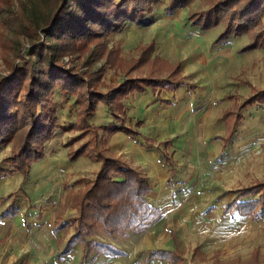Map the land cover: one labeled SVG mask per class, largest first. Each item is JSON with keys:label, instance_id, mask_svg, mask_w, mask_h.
<instances>
[{"label": "trees", "instance_id": "1", "mask_svg": "<svg viewBox=\"0 0 264 264\" xmlns=\"http://www.w3.org/2000/svg\"><path fill=\"white\" fill-rule=\"evenodd\" d=\"M191 1L35 0V7L41 4L43 8L39 19L36 9L32 5L27 7L25 0H0L2 35L3 31L18 27L29 42L23 49L25 53H18L10 70L0 76V150L11 146L0 163V179L15 171L27 177L33 163L46 156L47 143L58 128L79 131L65 142L70 160L84 155L100 164L92 178L77 179L84 182L85 187L75 201L79 212L77 217L71 218L75 232L70 237V244L81 240L85 250L122 254L123 251L111 242L87 240V237L101 233L119 241L132 232H145L161 216V210L149 204L147 199L152 190L150 180L112 153L103 141L102 133L109 135L122 130L136 138L143 122H133L128 117L126 98L134 91L143 93L148 88L157 94L163 89L175 90L181 81L172 75L160 78L153 73L146 76L132 73V69L146 61L157 64L158 57L151 56L152 42L145 45L138 57L126 61V70L117 81L104 78L108 65L112 68L120 66L114 61L117 55L106 50V46L100 47V56H106V59L97 69L83 71L76 65H66L63 57L72 54L67 51L73 48L81 50L83 43L87 48L102 38L105 42L110 35L130 24L145 27L155 23V10L159 4H164L165 12L172 14L176 9L187 7ZM18 5L22 9H17ZM29 8L31 16L28 21H23ZM188 18L202 31L222 25L214 45L225 43L232 36L248 34L249 40L240 52L264 48V0H213L207 7L191 11ZM55 93L62 94L76 106L75 119L66 125L58 123L62 104L56 100ZM231 97L236 96L232 94ZM100 104L109 108L117 123L101 126L91 121ZM253 105H264V88H255L248 97L236 102L234 109L224 112L221 118L227 125L228 134L219 138L224 148L235 137L239 123L245 118L242 111ZM77 142L80 143L74 147ZM163 144L167 146L170 141ZM164 157L171 162L170 155L165 153ZM257 186L263 190L261 199L244 200L243 197L251 196L254 189H238L239 196L226 204L223 212L233 216L238 211L258 218L264 209V182ZM150 258L168 259L175 264L184 261L182 256L169 250H154Z\"/></svg>", "mask_w": 264, "mask_h": 264}, {"label": "rangeland", "instance_id": "2", "mask_svg": "<svg viewBox=\"0 0 264 264\" xmlns=\"http://www.w3.org/2000/svg\"><path fill=\"white\" fill-rule=\"evenodd\" d=\"M212 1L192 0L187 7L176 9L172 14L165 12L164 4H159L155 10L157 22L153 25L130 24L110 35L105 42L102 38L87 48L83 43L81 50H68L72 54L65 55L63 62L83 71L97 69L106 59V56H100V47L106 46V50L117 55L114 61L120 66L114 69L108 65L104 78L117 81L126 70V61L138 57L151 42L154 53L166 59L171 68L168 70L161 60H157L156 65L146 61L132 69L134 75H146L160 65L164 66V73H169L175 70L177 60L186 62L187 80L196 84L201 149L192 143L187 149L189 157L183 156L181 150L178 152L174 179L179 193L174 197L167 193L164 203H169V207L173 205L170 208L179 206L168 209L165 217L169 221V230L164 227L162 236H170V229L177 233L179 248L189 264H264V209L258 218L238 211L233 216L223 212L226 204L239 196L238 189H254L251 196L243 197L244 200H257L263 196V190L257 184L264 182V105H253L242 111L245 118L239 123L235 137L226 143V149L223 146L221 149V142L212 139V136L224 133L225 124L219 117L225 109H234L236 102L246 98L255 88H264V48L239 52L247 44L248 34L232 36L225 43L211 46L222 25L202 31L191 24L188 14L207 7ZM25 4L27 7L32 5L41 18V4L35 7V0H25ZM17 9L22 8L18 5ZM29 16L30 8L24 17L21 15L23 21H28ZM3 32L2 35L0 30V76L10 70L17 54L25 53L23 49L29 46L20 34V28ZM178 73L182 74L181 69ZM228 94L236 97L228 99ZM135 96L132 94L128 100L132 103ZM55 98L62 104L60 122L71 121L76 110L73 101L59 93H55ZM104 106L99 105L95 122L104 123V118L109 117ZM78 132H57V146L61 141L65 147V142ZM10 148L8 145L0 151V160ZM201 254L205 256L204 260Z\"/></svg>", "mask_w": 264, "mask_h": 264}, {"label": "crops", "instance_id": "3", "mask_svg": "<svg viewBox=\"0 0 264 264\" xmlns=\"http://www.w3.org/2000/svg\"><path fill=\"white\" fill-rule=\"evenodd\" d=\"M154 51L151 56L158 57V61L165 63L169 70V62ZM185 63L177 60L175 70L169 73L162 71V65L156 66V71L146 73H153L160 78L172 75L179 79L181 83L175 90L163 89L157 94L148 88L143 93L134 91L132 94L136 96L132 103L128 100L132 94L126 98L128 117L133 122H143L136 138L122 130L109 135L102 133L103 141L112 153L140 170L150 180L152 190L147 199L149 204L161 210V216L145 232H132L119 241L101 233L87 237V240L111 242L123 251L122 254L85 250L81 240L70 244V237L75 232L71 218L77 217L79 212L75 201L85 187V183L77 179L92 178L100 164L84 155L70 160L69 147H64L61 141L57 146L56 134L63 131L58 128L47 143L46 156L33 163L27 177L15 171L0 179V264H175L168 259H151L150 253L154 250L175 252L182 256L184 261L181 264H189L179 248L177 233L170 229V236H162L164 227L169 225L165 216L168 209L173 207L164 203L165 195L170 193L174 197L179 193L174 179L178 168V152L181 150L183 156L189 157L190 151L187 149L192 143L201 149L196 84L187 80ZM178 69H181V75L177 74ZM230 97L228 94L227 98ZM106 108L109 117L104 118V123L94 121L96 113L91 121L101 126L117 123L109 108ZM224 112L219 117L225 124L224 133L212 136L213 140L221 142V147L223 143L219 138L228 134L227 125L221 118ZM74 119L75 113L71 121ZM58 123L60 126L68 124L60 122V117ZM164 141H170V144L166 146ZM165 153L171 156L170 163L166 161ZM197 154L200 152L197 151ZM178 206L170 209H178ZM201 258L204 260L205 256L201 254Z\"/></svg>", "mask_w": 264, "mask_h": 264}]
</instances>
